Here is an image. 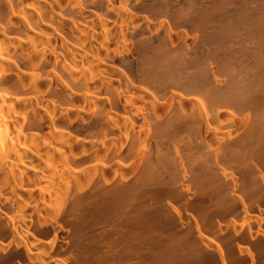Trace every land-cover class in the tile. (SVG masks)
<instances>
[{
    "label": "bare ground",
    "instance_id": "6f19581e",
    "mask_svg": "<svg viewBox=\"0 0 264 264\" xmlns=\"http://www.w3.org/2000/svg\"><path fill=\"white\" fill-rule=\"evenodd\" d=\"M0 264H264V0H0Z\"/></svg>",
    "mask_w": 264,
    "mask_h": 264
}]
</instances>
